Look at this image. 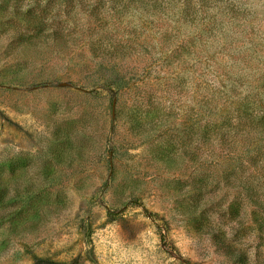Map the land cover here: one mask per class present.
Returning <instances> with one entry per match:
<instances>
[{
  "label": "rangeland",
  "instance_id": "obj_1",
  "mask_svg": "<svg viewBox=\"0 0 264 264\" xmlns=\"http://www.w3.org/2000/svg\"><path fill=\"white\" fill-rule=\"evenodd\" d=\"M256 121L264 0H0V264H264Z\"/></svg>",
  "mask_w": 264,
  "mask_h": 264
},
{
  "label": "trees",
  "instance_id": "obj_2",
  "mask_svg": "<svg viewBox=\"0 0 264 264\" xmlns=\"http://www.w3.org/2000/svg\"><path fill=\"white\" fill-rule=\"evenodd\" d=\"M255 123L260 124L261 126H264V121H262V122L256 121ZM226 159H228L227 166L231 167L233 170L237 167L236 165H238L244 161L243 155H240V154H238L237 156H228V157H226ZM233 170H231L230 172H232Z\"/></svg>",
  "mask_w": 264,
  "mask_h": 264
}]
</instances>
